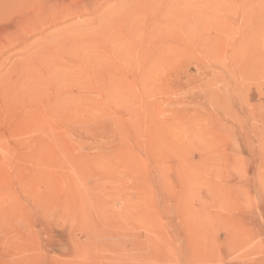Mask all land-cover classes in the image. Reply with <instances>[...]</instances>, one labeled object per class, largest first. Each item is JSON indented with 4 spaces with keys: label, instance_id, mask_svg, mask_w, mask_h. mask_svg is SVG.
Returning a JSON list of instances; mask_svg holds the SVG:
<instances>
[{
    "label": "rangeland",
    "instance_id": "rangeland-1",
    "mask_svg": "<svg viewBox=\"0 0 264 264\" xmlns=\"http://www.w3.org/2000/svg\"><path fill=\"white\" fill-rule=\"evenodd\" d=\"M0 264H264V0H0Z\"/></svg>",
    "mask_w": 264,
    "mask_h": 264
},
{
    "label": "bare ground",
    "instance_id": "bare-ground-1",
    "mask_svg": "<svg viewBox=\"0 0 264 264\" xmlns=\"http://www.w3.org/2000/svg\"><path fill=\"white\" fill-rule=\"evenodd\" d=\"M48 117V116H47ZM65 162V161H64ZM95 165V164H94ZM70 168V167H69ZM86 168V167H85ZM90 169V168H89ZM78 188V187H77ZM77 190V189H76Z\"/></svg>",
    "mask_w": 264,
    "mask_h": 264
}]
</instances>
